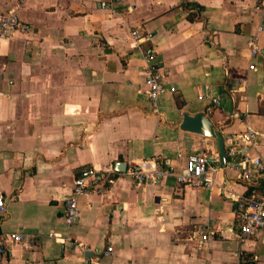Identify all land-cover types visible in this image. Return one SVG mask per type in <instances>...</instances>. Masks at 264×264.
Returning <instances> with one entry per match:
<instances>
[{
	"label": "crops",
	"instance_id": "crops-1",
	"mask_svg": "<svg viewBox=\"0 0 264 264\" xmlns=\"http://www.w3.org/2000/svg\"><path fill=\"white\" fill-rule=\"evenodd\" d=\"M256 5L0 0V14L14 10L31 27L0 48V231L24 237L2 263L264 264V242L241 241L236 218L247 198L264 197V172L247 181L236 168L245 158L264 163V11ZM146 51L163 73L156 102L145 93ZM184 113H205L222 133L225 166L214 139L181 128ZM196 152L209 155L211 183L181 186L176 175ZM145 159L174 173L137 184L124 172ZM86 167L114 170V183L82 196L69 226L64 201Z\"/></svg>",
	"mask_w": 264,
	"mask_h": 264
},
{
	"label": "built area",
	"instance_id": "built-area-1",
	"mask_svg": "<svg viewBox=\"0 0 264 264\" xmlns=\"http://www.w3.org/2000/svg\"><path fill=\"white\" fill-rule=\"evenodd\" d=\"M256 7L264 11V0H257ZM259 31H264V26H261ZM30 32L31 27L20 19L16 11L0 14V48L3 41L9 39L13 34H27ZM133 36L132 45L134 48H138L140 41L138 31H134ZM250 45L253 57L260 54L261 49L257 45L256 39H252ZM144 57L148 63L145 93L152 102H156L164 93L163 73L153 51H146ZM250 69L256 70V66L251 64ZM243 138L247 142H252L255 133H248ZM236 168L240 172L239 178L249 181L252 179L254 171L264 172V163L260 158H245L236 164ZM209 170V155L205 152H196L188 157L186 167L176 177L181 186H199L205 182L211 183V179L208 177ZM124 173L137 184H144L160 182L166 175L174 172L173 169L164 170L156 159H145L138 163L129 162ZM114 174V170L101 171L95 167L82 168L78 172L64 201V219L67 225H73L80 217V198L91 194H101L106 185L114 183ZM5 214L6 200L0 195V223ZM236 218L239 223V238L241 241L258 239L264 242V197L247 198L244 207L236 211ZM23 239L21 233H4L0 231V264H9L2 263L8 248L21 243ZM207 239V235H202V240Z\"/></svg>",
	"mask_w": 264,
	"mask_h": 264
},
{
	"label": "water",
	"instance_id": "water-1",
	"mask_svg": "<svg viewBox=\"0 0 264 264\" xmlns=\"http://www.w3.org/2000/svg\"><path fill=\"white\" fill-rule=\"evenodd\" d=\"M181 128L185 131L194 132L214 139L220 156V162L223 166L226 165L229 150L226 148L224 137L222 133L215 128L213 122L205 113H197L194 115L184 113ZM122 167H124V165H121L119 169H122Z\"/></svg>",
	"mask_w": 264,
	"mask_h": 264
}]
</instances>
